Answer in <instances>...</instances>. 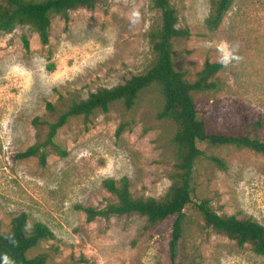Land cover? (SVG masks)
I'll use <instances>...</instances> for the list:
<instances>
[{"label":"rangeland","instance_id":"rangeland-1","mask_svg":"<svg viewBox=\"0 0 264 264\" xmlns=\"http://www.w3.org/2000/svg\"><path fill=\"white\" fill-rule=\"evenodd\" d=\"M171 3L177 25L189 32L172 40L175 69L193 81L206 60L222 64L212 78L216 88L192 93L208 126L231 132L260 116L257 133L264 140V0H234L213 31L204 23L209 0ZM68 15L67 26L51 16L46 46L30 25L0 31V232L24 211L29 224L41 221L54 234L28 253H46L49 264H170L175 215L156 224L137 214L87 222L75 208L114 202L101 185L107 177L127 176L134 197L159 198L168 190L176 125L156 117L161 95L155 84L138 94L130 110L114 102L106 112L95 111L88 123L82 116L70 118L55 136L64 157L50 153L44 166L36 157L18 158L46 130L32 123L34 117L53 121L72 100L123 83L154 60L148 32L159 12L151 0H98L92 9L78 7ZM47 101L55 111L46 108ZM198 146L220 157L225 168L196 158L175 264H264V256L248 244L238 247L205 226L194 205L207 199L220 215L251 217L264 225V157L233 145Z\"/></svg>","mask_w":264,"mask_h":264},{"label":"trees","instance_id":"trees-1","mask_svg":"<svg viewBox=\"0 0 264 264\" xmlns=\"http://www.w3.org/2000/svg\"><path fill=\"white\" fill-rule=\"evenodd\" d=\"M98 0H0V31H9L14 25H30L38 34L43 46L49 43L51 16H60L65 26L69 21V11L78 7L92 9ZM234 0H209V11L204 23L208 30L217 29L224 14ZM153 8L159 12V21L148 32V39L154 55L149 67L133 74L123 83L100 87L85 98L74 99L66 109L57 114L53 121L32 119L33 124H43L46 130L42 138L18 153V158L36 157L41 166L46 164L50 153L64 157L67 152L56 141L57 131L70 118L82 116L85 123L95 111H108L111 104L120 102L125 110H130L138 94L152 85L158 87L161 105L156 112L158 119L172 120L176 130L171 138L174 144L175 163L171 173V184L166 193L159 198L134 197L130 192V181L123 175L117 179L107 177L102 187L115 196L114 202L100 207L82 206L75 208L85 213L87 222L96 217L137 214L149 224H156L166 217L175 215L169 239L170 264H175L177 242L182 238L186 223L185 207L192 203V173L196 158L204 156L220 168L225 162L218 156L206 155L198 143L208 146L233 145L247 148L264 157V140L257 133L261 127V117L247 121L235 131L211 129L201 113L192 93L217 87L213 76L222 68L220 62L206 60L197 72L196 78L189 81L184 73L175 69L172 61V40L189 35L187 28L177 25L178 16L171 0H151ZM25 51L29 50V41L23 36ZM46 108L55 111L47 101ZM119 129L116 133H119ZM203 224L217 233L233 240L238 247L248 244L251 250L264 256V225L251 217L238 218L236 215H220L212 210L207 199L195 203ZM52 230L41 221L28 223V215L21 211L10 220L9 229L0 232V264H49L44 252L29 256L30 249L41 241L52 239Z\"/></svg>","mask_w":264,"mask_h":264}]
</instances>
